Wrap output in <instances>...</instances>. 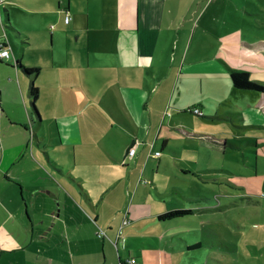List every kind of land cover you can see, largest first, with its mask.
I'll return each mask as SVG.
<instances>
[{"label":"crops","instance_id":"0c3cea01","mask_svg":"<svg viewBox=\"0 0 264 264\" xmlns=\"http://www.w3.org/2000/svg\"><path fill=\"white\" fill-rule=\"evenodd\" d=\"M232 3L3 0L0 44L9 46L12 56L0 60V132L34 129V146L43 152L37 156L35 167L23 168L20 183L10 175V167L19 161L11 159L4 168L10 156L5 152L1 156L0 264H120L126 260L105 240H97L99 228L107 225L113 230L116 220L119 222L118 216L113 219L115 212L104 217L102 209L101 200L106 199L101 196L117 193L120 186L116 182L110 186L108 169L120 172V184L127 182L129 189L135 185L138 194L140 176L156 173L153 160L160 165L165 152L180 155L170 146L177 139L173 131L190 138L198 136L188 128L197 115L193 110L201 111L205 106V83L219 84L220 76L230 70L250 75L264 71V60L257 55L264 52V45L244 43L240 47L241 43H229L223 49L219 41L207 35L220 37L221 32L233 29L225 21ZM24 69L39 71L28 74ZM32 85L39 91L37 112L32 106ZM209 93L219 95V88ZM257 94L261 98L247 108L264 124V93ZM46 125L50 140H41L39 132L45 135ZM23 141L25 133L24 145ZM222 144L237 148L228 141ZM133 147L135 155L129 158ZM18 152L21 157L28 156L23 149ZM103 166L107 169L104 173ZM236 172L230 171L244 176ZM214 180L220 182V178ZM15 182L19 183L15 185L18 192ZM245 199L254 212L264 211V202L249 196ZM94 201L101 204L96 206ZM207 206L191 209L192 214H207L204 216L211 221L215 217L212 214H220L222 209L226 212V207ZM138 208L132 204L122 217L142 221ZM163 214L152 215L151 224L172 221L160 220ZM216 218L221 220L220 215ZM217 241L221 246L222 240ZM224 243L229 254L242 257L240 244L229 239Z\"/></svg>","mask_w":264,"mask_h":264},{"label":"rangeland","instance_id":"374dc122","mask_svg":"<svg viewBox=\"0 0 264 264\" xmlns=\"http://www.w3.org/2000/svg\"><path fill=\"white\" fill-rule=\"evenodd\" d=\"M225 21L233 28L229 33L221 32L220 37L207 34L219 41L222 47L229 43H241L238 45L240 47L244 43L264 45V0H233ZM249 27L254 30L247 31ZM257 55L264 60V52H257ZM250 80L264 86V71L252 72ZM231 82L230 73L226 71L220 76L219 84L205 83V106L201 111L197 108L198 113H195L197 115L194 116L193 124L188 128L189 132L198 136L190 138L184 132L173 131L177 139L172 140L170 146L180 155L173 156L165 152L164 162L160 165L154 158L152 163L156 173L140 176L141 184H138L141 190L138 194L135 185L129 189L127 182L120 184V172L108 169L106 175L110 176V186L115 182L120 186L117 193L101 196V199H106L101 200L102 209L104 217L115 212L113 219L118 216L119 222L116 220L113 230H109L107 225L102 226L108 234L97 240H105L123 259L137 257L138 264H229V259L232 264H264V211L254 212L245 199L249 196L253 201L264 202V124L258 122L256 112L252 113L247 108V105H255L261 95L257 94L260 93L258 91L234 89ZM217 87L219 95L209 93ZM220 116L225 117L216 118ZM45 132V135L43 131L39 132L40 139L48 137L46 139L50 140L47 125ZM23 133L26 134L24 145L21 143ZM34 135L35 130L30 128L25 132L19 128L0 132V159L4 152L10 156L4 168L9 167L11 159L19 161L16 166L10 167V175L19 183L23 168L35 167L37 156L43 152L40 147L34 146ZM224 141L233 143L237 148L225 147L222 144ZM20 149L28 156L21 157L18 152ZM157 149L160 150L161 146ZM187 149L194 152L186 153ZM51 159L56 164L55 152L51 153ZM45 165L53 170L49 164ZM216 168L220 170L203 172ZM106 170L103 166L101 171L104 173ZM198 171L201 173L195 174ZM230 171H237L244 176H235ZM1 172L0 167V175ZM217 178H220V182L214 180ZM17 182L13 183L14 187L19 184ZM65 185L70 187L67 183ZM75 189L78 190L77 187ZM208 197L212 199L207 200ZM94 203L96 206L101 204L99 201ZM132 204L139 206L142 221L130 217L132 223L123 226L126 217L122 216L127 214ZM234 204L242 209L232 208ZM207 205L226 207V212L222 209L220 214H212L215 217L211 221L204 216L207 214L197 213L161 225H153L149 220L160 212L198 209ZM218 215L221 216L220 221L216 218ZM218 239L222 240L221 246H218ZM227 239L233 244H240L239 255L242 257L229 254L224 243ZM107 251H110L109 247ZM223 253L228 254L229 259L223 257ZM218 254L222 256L218 258ZM213 257H217L215 261Z\"/></svg>","mask_w":264,"mask_h":264},{"label":"trees","instance_id":"16d2710c","mask_svg":"<svg viewBox=\"0 0 264 264\" xmlns=\"http://www.w3.org/2000/svg\"><path fill=\"white\" fill-rule=\"evenodd\" d=\"M26 73L28 74H35L38 73V69H24ZM230 77L232 80V83L234 85V88L239 90H249V91H258L264 93V86H262L258 82H252L250 80V74L246 71H240V70H230ZM39 96L38 88H36L34 85H32L31 88V98H32V106L34 110L37 112L36 108V101ZM193 212L191 210H176L172 212H168L166 214H163L159 217L162 221H168V220H174L181 217H184L186 215H190ZM125 261H121L120 264H125Z\"/></svg>","mask_w":264,"mask_h":264},{"label":"built area","instance_id":"2783aa9c","mask_svg":"<svg viewBox=\"0 0 264 264\" xmlns=\"http://www.w3.org/2000/svg\"><path fill=\"white\" fill-rule=\"evenodd\" d=\"M2 4H3V0H0V6ZM69 21H70V18L67 17L66 22L68 23ZM11 56H12L11 48L9 46H7L6 44L1 43L0 44V60L7 61L11 58ZM193 112L198 113V109L195 108L193 110ZM135 152H136L135 147L130 149L129 154H128L129 158H132L135 155ZM159 155H160V153H158V152L155 154L156 157H158ZM129 223H130V221L128 219L124 220V225H128ZM97 236H98V238H103L107 235H106V232L104 230L99 228V230L97 231ZM124 263L125 264H137V260L135 258H130V259L126 260Z\"/></svg>","mask_w":264,"mask_h":264}]
</instances>
